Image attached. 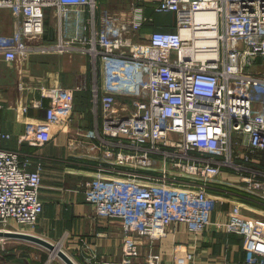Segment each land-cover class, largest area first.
Here are the masks:
<instances>
[{
    "label": "built area",
    "instance_id": "built-area-1",
    "mask_svg": "<svg viewBox=\"0 0 264 264\" xmlns=\"http://www.w3.org/2000/svg\"><path fill=\"white\" fill-rule=\"evenodd\" d=\"M138 1L118 11L100 0H0L14 17V31L0 34L3 59L21 66L34 52L76 50L90 52L94 64L95 125L75 118L87 81L41 83L35 104L46 115L27 121L20 139L42 146L64 131L73 152L96 161L86 200L98 215L122 221L123 264H159L153 248L142 258L143 245H156L179 223L204 231L218 206L225 220L216 224L244 237L246 258L217 264H264V217L244 210L257 207L212 190L230 185L223 177L230 171L264 204V0ZM146 1L155 14L174 13L176 28L144 32L153 21ZM48 10L59 19L58 42L44 41ZM73 22L76 33L65 34ZM17 83L32 87L23 72ZM11 136L0 117V139ZM30 165L23 149L0 146V230L37 234L43 181ZM195 256L188 251L175 264H197Z\"/></svg>",
    "mask_w": 264,
    "mask_h": 264
},
{
    "label": "crops",
    "instance_id": "crops-1",
    "mask_svg": "<svg viewBox=\"0 0 264 264\" xmlns=\"http://www.w3.org/2000/svg\"><path fill=\"white\" fill-rule=\"evenodd\" d=\"M100 2L103 9L118 11L126 9L131 2L139 3L138 0H100ZM146 3L147 13L152 16L153 21L144 25V32L165 24H168L169 29L176 28L174 13L154 15V2L146 1ZM74 22L70 27L67 24L65 34L76 33ZM13 31L12 12L8 9H0V34H11ZM60 38L59 19L55 13L48 10L44 41L58 42ZM22 64L19 66L18 62H9L0 56V102L4 105L0 109L1 125L3 130L12 134L10 138L0 139V146L23 149L31 161L30 168L40 169L44 210L36 232L43 237L63 239L67 247L72 249L76 259L67 252L79 264H123L122 221L117 217L98 215L94 205L86 200L85 182L96 171V161L85 157L79 149L73 152L69 146V133L64 131L56 132L52 140L42 146L28 145L20 139L21 134L26 130L27 121L41 120L46 115V108L37 107L35 104L41 99L38 87L41 83L47 85L62 83L73 86L81 81H87L88 89L76 93L75 118L86 126L95 125L92 89L94 64L91 53L76 50L34 52ZM22 72L26 82L32 87L27 89L18 87L17 82ZM97 81L102 91L106 83V72L100 63ZM23 104L28 105L26 111L22 109ZM44 104L47 107L49 99L44 98ZM101 120L100 118V122ZM58 129L57 126L53 127L54 132ZM223 177L230 185L215 184L212 190L221 193L224 192L223 189H228L234 200L240 199L258 209H261L260 206L264 207L263 203L254 200V196L239 187L240 177L237 174L225 171ZM244 210L256 214L259 211L247 207ZM261 213L263 214L259 216L264 217L262 209ZM211 218L213 223L200 233L191 232L185 224L179 223L156 245H143L142 258H145L153 248V251L160 252L163 257L159 264H175L177 258L188 251L196 254L197 264H217L225 260L244 261L246 258L244 237L216 224L217 221L225 220L222 208L218 206L212 212ZM38 246L43 245L38 244ZM5 258V261H8V256ZM39 262L38 264H49L48 261Z\"/></svg>",
    "mask_w": 264,
    "mask_h": 264
},
{
    "label": "rangeland",
    "instance_id": "rangeland-1",
    "mask_svg": "<svg viewBox=\"0 0 264 264\" xmlns=\"http://www.w3.org/2000/svg\"><path fill=\"white\" fill-rule=\"evenodd\" d=\"M260 208L262 209V212H264V207L260 206ZM261 209H256V211L259 210L257 211V214L249 211L246 213L249 215L263 214L261 213ZM37 234L39 235V233ZM47 239L58 244L59 247L63 248L65 251H68L76 259L72 249L67 247L63 239ZM8 240L10 241L5 244V246H3L0 242V264H38L40 260H42L43 263L48 261L49 264H67L59 255H53L54 251L46 248L45 246H38V244H35L34 242L17 238H10ZM30 242L31 244H28ZM5 256H8V261H5Z\"/></svg>",
    "mask_w": 264,
    "mask_h": 264
},
{
    "label": "water",
    "instance_id": "water-1",
    "mask_svg": "<svg viewBox=\"0 0 264 264\" xmlns=\"http://www.w3.org/2000/svg\"><path fill=\"white\" fill-rule=\"evenodd\" d=\"M0 236L28 240V241L43 245L52 251H55V249L58 248V255L67 264H79L67 251H65L61 247H58V244L54 243L53 241H51V240H49V239H47L41 235L34 234V233L21 232V231L0 230Z\"/></svg>",
    "mask_w": 264,
    "mask_h": 264
},
{
    "label": "bare ground",
    "instance_id": "bare-ground-1",
    "mask_svg": "<svg viewBox=\"0 0 264 264\" xmlns=\"http://www.w3.org/2000/svg\"><path fill=\"white\" fill-rule=\"evenodd\" d=\"M200 18H201V16H200ZM58 247H59V245H58ZM53 255H58V248L55 249V251L53 252Z\"/></svg>",
    "mask_w": 264,
    "mask_h": 264
},
{
    "label": "trees",
    "instance_id": "trees-1",
    "mask_svg": "<svg viewBox=\"0 0 264 264\" xmlns=\"http://www.w3.org/2000/svg\"><path fill=\"white\" fill-rule=\"evenodd\" d=\"M167 22H169V21H167ZM173 24V23H172ZM172 24H170L171 26H172ZM157 28V27H156ZM155 29V28H154Z\"/></svg>",
    "mask_w": 264,
    "mask_h": 264
}]
</instances>
